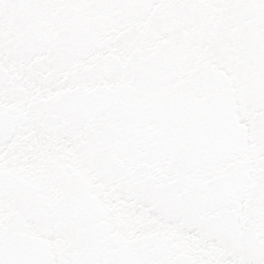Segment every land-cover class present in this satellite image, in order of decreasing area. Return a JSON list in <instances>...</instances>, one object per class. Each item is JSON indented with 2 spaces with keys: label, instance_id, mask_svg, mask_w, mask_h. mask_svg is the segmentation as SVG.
<instances>
[{
  "label": "snow or ice",
  "instance_id": "1",
  "mask_svg": "<svg viewBox=\"0 0 264 264\" xmlns=\"http://www.w3.org/2000/svg\"><path fill=\"white\" fill-rule=\"evenodd\" d=\"M0 264H264V0H0Z\"/></svg>",
  "mask_w": 264,
  "mask_h": 264
}]
</instances>
